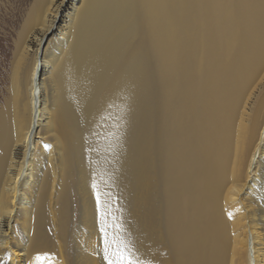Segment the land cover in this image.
<instances>
[{
	"label": "bare ground",
	"instance_id": "obj_1",
	"mask_svg": "<svg viewBox=\"0 0 264 264\" xmlns=\"http://www.w3.org/2000/svg\"><path fill=\"white\" fill-rule=\"evenodd\" d=\"M50 260L264 264V0H0V264Z\"/></svg>",
	"mask_w": 264,
	"mask_h": 264
},
{
	"label": "rangeland",
	"instance_id": "obj_2",
	"mask_svg": "<svg viewBox=\"0 0 264 264\" xmlns=\"http://www.w3.org/2000/svg\"><path fill=\"white\" fill-rule=\"evenodd\" d=\"M8 67H9L8 64L2 65V66H1V70L5 71V70L9 69ZM6 78H7V75H6V73H5V75L2 76L3 81H2V83H1V86H2L1 89H3V92H4L5 94H6V92H7L6 88H4V87L7 86ZM26 259H27V261L29 262V259H28V258H26ZM53 262H54V260H50V261H49V264H52Z\"/></svg>",
	"mask_w": 264,
	"mask_h": 264
}]
</instances>
